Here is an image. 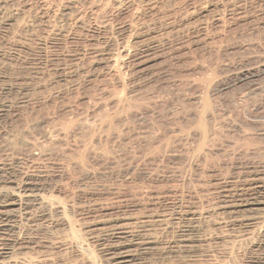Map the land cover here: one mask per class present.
<instances>
[{"label":"rangeland","instance_id":"1","mask_svg":"<svg viewBox=\"0 0 264 264\" xmlns=\"http://www.w3.org/2000/svg\"><path fill=\"white\" fill-rule=\"evenodd\" d=\"M0 166V264H264V0H0Z\"/></svg>","mask_w":264,"mask_h":264},{"label":"bare ground","instance_id":"2","mask_svg":"<svg viewBox=\"0 0 264 264\" xmlns=\"http://www.w3.org/2000/svg\"><path fill=\"white\" fill-rule=\"evenodd\" d=\"M14 171L10 167L7 169H4L3 167L0 166V186L5 185V184H14L15 183L14 180H16V173ZM26 173L25 172L22 173V171H21L18 174V172H17L18 177L20 178V182H16V184L19 183L16 185V188H15V192H17V193L10 192V194H7L5 191L3 192V190L6 188H4L2 190L0 187V190H2V191H0V193H1L0 194V242H2V241L8 242L9 241L8 237H11V234L14 233L13 231L15 229L14 224L16 223L15 220H16L17 212H18V214L22 213V216H24V215L27 216V215H29V212H30L29 209L34 208L39 203L38 202L40 199L39 193L42 190V185L39 184V182H38L39 179L37 177L30 176ZM253 177L251 180H249V183H247L245 185V188L247 187V189L243 188V189H239V190H233V192L226 191L227 189L221 191L220 194H221V199L223 200V202H224V200H229V201H225L224 204L225 203L228 204L229 208H230L229 205L236 206L238 208L243 207V206H249L250 208H247L248 211H256V210L260 209L261 208L260 206L264 205V179L260 180L259 177L257 179H253ZM226 204L224 206H227ZM28 210H29V212H28ZM13 212H15L16 214ZM109 220H111V218ZM186 230H188V229H186ZM110 231L112 232L111 229H110ZM117 232L114 231V233L107 235L109 240H105V241H108V244L106 247H104V252L110 253L113 257L112 258L113 261H116L118 264H123L125 257H124V259H122L123 257L119 256V253L116 252V251L122 249V247H120L119 243H115V242H117V240H120V238H121V235H120V237L118 236L121 232L120 233H117ZM123 234H124V232H123ZM132 237L133 236L131 235V238ZM16 238H18V237H16ZM128 238H129V236L127 237V239ZM136 243H134V244H136ZM23 245H25V244H23ZM0 246H3L0 248V255H1V254H3L2 251L7 249V247H6L7 245L5 246L1 243ZM12 246H14V245H12ZM250 263L253 264V262H250Z\"/></svg>","mask_w":264,"mask_h":264}]
</instances>
